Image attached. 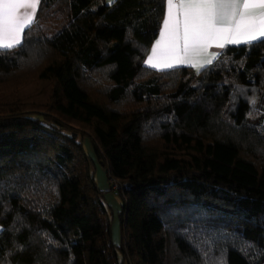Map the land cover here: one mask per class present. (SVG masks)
<instances>
[{"label": "trees", "instance_id": "1", "mask_svg": "<svg viewBox=\"0 0 264 264\" xmlns=\"http://www.w3.org/2000/svg\"><path fill=\"white\" fill-rule=\"evenodd\" d=\"M165 0H42L0 53V264H264V43L145 65ZM122 200L124 242L83 140Z\"/></svg>", "mask_w": 264, "mask_h": 264}, {"label": "snow or ice", "instance_id": "2", "mask_svg": "<svg viewBox=\"0 0 264 264\" xmlns=\"http://www.w3.org/2000/svg\"><path fill=\"white\" fill-rule=\"evenodd\" d=\"M41 3L42 0H0V53L23 45L26 30L35 24ZM165 4L160 38L155 41L152 55L146 61L158 71L173 70L179 65L170 60L213 44L223 49L226 44L250 46L264 43V0H165ZM6 5L10 6L7 11ZM18 5L28 7L23 11L12 7ZM162 41H165L163 57L166 66L159 68L151 61ZM210 56L202 67L211 65L219 58L220 52L213 51ZM188 66L196 67L195 64Z\"/></svg>", "mask_w": 264, "mask_h": 264}, {"label": "rangeland", "instance_id": "3", "mask_svg": "<svg viewBox=\"0 0 264 264\" xmlns=\"http://www.w3.org/2000/svg\"><path fill=\"white\" fill-rule=\"evenodd\" d=\"M86 153L91 157L95 167V178L99 188L104 192V202L109 210V218L111 221L112 241L115 246L120 247L124 242L123 229L121 225L120 215L122 210V200L113 182L110 180L107 169L98 163L96 152L89 137L83 140ZM105 177L102 178V174Z\"/></svg>", "mask_w": 264, "mask_h": 264}, {"label": "crops", "instance_id": "4", "mask_svg": "<svg viewBox=\"0 0 264 264\" xmlns=\"http://www.w3.org/2000/svg\"><path fill=\"white\" fill-rule=\"evenodd\" d=\"M114 1H116V0H111V2H110V0H106L107 3H112V2H114ZM8 7H10V6H8V5L5 6L6 11H7ZM12 7H16V8H18L20 11H23V10H24L25 8H27L28 6L18 5V6H12ZM165 11H166V4H165ZM36 16H37V13H36ZM35 19H36V17H35ZM5 24H6V29H7V18H6V22H5ZM161 27H162V26H161ZM159 33H160V31H159ZM159 38H160V36H159V34H158V36H157V38L155 39V41H156L157 39H159ZM155 41L153 42V44H152V46H151V49H152V47L154 46ZM229 45H232V44H226V45L224 46V48L227 47V46H229ZM240 45H241V44H240ZM164 47H165V41H162V42H161V45H160V46H157V53L153 56V60L151 61L152 64L157 65V67H159V68H163V67L166 66V61H165V59H164V57H163V50H164ZM224 48H223V49H224ZM151 49H150V51H149L148 54H147V57H146V60H145V65H146L147 67H149V68L156 69V68H153V67L149 66L148 63H146L148 56H149V55H152ZM223 49H219V48H217V47L215 46V44H213L211 47H207L206 49H202V50L195 51V52H190L189 54H187L186 56H184V57H182V58H180V59L170 60L169 62H171V63H173V64H176V65H179L178 67H190V66H188V65H190V64H195L196 67H191V68L197 70L198 68H199V69L202 68V65H204L208 60L211 59V56H210V53H211V52H213V51H219L220 54H221V52H222ZM216 60H217V59H216ZM216 60H215V61H216ZM215 61H213L212 63H214ZM175 68H176V67H175ZM156 70H157V69H156ZM103 177H105V174H104V173L102 174V178H103ZM0 231H1V226H0Z\"/></svg>", "mask_w": 264, "mask_h": 264}]
</instances>
